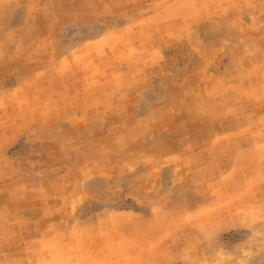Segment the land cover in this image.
<instances>
[{
	"label": "rangeland",
	"instance_id": "374dc122",
	"mask_svg": "<svg viewBox=\"0 0 264 264\" xmlns=\"http://www.w3.org/2000/svg\"><path fill=\"white\" fill-rule=\"evenodd\" d=\"M0 264H264V0H0Z\"/></svg>",
	"mask_w": 264,
	"mask_h": 264
}]
</instances>
